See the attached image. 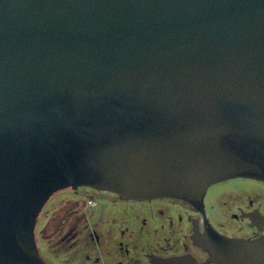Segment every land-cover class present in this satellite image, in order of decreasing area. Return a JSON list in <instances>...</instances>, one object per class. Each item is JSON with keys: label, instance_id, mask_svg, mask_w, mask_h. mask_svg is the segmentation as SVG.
<instances>
[{"label": "water", "instance_id": "water-1", "mask_svg": "<svg viewBox=\"0 0 264 264\" xmlns=\"http://www.w3.org/2000/svg\"><path fill=\"white\" fill-rule=\"evenodd\" d=\"M237 178L264 183V0H0V264H46L59 190L205 220ZM204 227L210 262L264 264V235Z\"/></svg>", "mask_w": 264, "mask_h": 264}, {"label": "flooded vegetation", "instance_id": "flooded-vegetation-1", "mask_svg": "<svg viewBox=\"0 0 264 264\" xmlns=\"http://www.w3.org/2000/svg\"><path fill=\"white\" fill-rule=\"evenodd\" d=\"M228 181L208 189L205 220L217 233L229 238L253 240L263 236L264 204L251 199L245 203L241 196H225L223 189L216 190ZM66 190L70 192L62 195L58 205L52 202L48 207L51 214L60 210L54 231L62 234L61 239L52 240L54 231H38L45 235V245L37 248L46 264H57L55 256L64 261L65 255L74 264L78 259L85 264H165L173 260V264H214L207 250L204 216L188 205L171 199L123 200L87 187L59 191ZM61 201L65 203L58 207ZM43 211L44 207L39 216ZM130 211L135 212L139 226L132 223ZM212 215L218 217L217 224ZM133 231L140 233L134 236Z\"/></svg>", "mask_w": 264, "mask_h": 264}, {"label": "rangeland", "instance_id": "rangeland-1", "mask_svg": "<svg viewBox=\"0 0 264 264\" xmlns=\"http://www.w3.org/2000/svg\"><path fill=\"white\" fill-rule=\"evenodd\" d=\"M217 189H220V190L223 189L225 196H241V200L245 203H248L249 202L248 200L251 199V200H255V201H260L261 203L264 204V183H260V182L248 180V179L237 178V179L229 180L227 183H224L221 186L217 187L216 190ZM82 191H83V189H79V192H82ZM68 192H70V190L57 192L55 194V196L53 195L51 197V199H49L47 201V203L44 205V211L38 217V221H37L38 223H37L36 228H35L36 242H37L39 249L43 245H45L44 244L45 235L44 234L39 235L38 231H40V233L42 231H48L45 234H48L50 231H54V226H56V221L59 218V215H57V214L59 213L60 210H57L55 213L53 212L54 214L53 213L51 214V212H49V210L51 208H48V207L52 204V202L55 203L54 205H58L59 199H61V200L63 199L62 195H64V194L67 195ZM69 195H70V193H69ZM221 195H220V197H221ZM78 196L81 198L82 194L79 193ZM63 203H65V201H61V204L58 207L63 205ZM116 213H117V211H116ZM134 213L135 212H131V211L129 212L132 223L135 224V222H136L137 225L139 226L138 221H136V216ZM212 218H213V221H216L218 217H216L215 215H212ZM216 224H217V221H216ZM137 225H135V227ZM139 233H140V231H133L134 236H137ZM161 234L166 235L165 231H161ZM51 237H52L53 241L54 240L58 241L61 239L62 234L60 235V233L58 231L57 232L54 231L52 233ZM41 253L44 254L43 251H41ZM62 256H63V252L61 254V258H62ZM56 257L57 256H55V259L54 258L53 259L56 261L57 264H72L73 263L69 256H68L69 258H67L65 255L64 261L56 260ZM84 262H85L84 260L78 259V260H76L75 264H85Z\"/></svg>", "mask_w": 264, "mask_h": 264}]
</instances>
